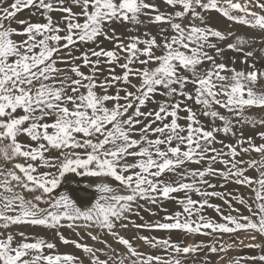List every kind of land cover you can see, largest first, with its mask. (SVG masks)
<instances>
[{
	"label": "snow or ice",
	"instance_id": "1",
	"mask_svg": "<svg viewBox=\"0 0 264 264\" xmlns=\"http://www.w3.org/2000/svg\"><path fill=\"white\" fill-rule=\"evenodd\" d=\"M0 264H264V0H0Z\"/></svg>",
	"mask_w": 264,
	"mask_h": 264
},
{
	"label": "rangeland",
	"instance_id": "2",
	"mask_svg": "<svg viewBox=\"0 0 264 264\" xmlns=\"http://www.w3.org/2000/svg\"><path fill=\"white\" fill-rule=\"evenodd\" d=\"M211 25L215 28H218L220 30H227L228 27H229V22H227L225 19L223 18H220L218 17L217 14H213V18L212 20L210 21ZM226 56H232L234 55V53L230 52V51H226L225 53ZM231 187H234L232 185L229 186V188ZM85 194L88 192L85 191L84 192ZM84 195V194H83ZM213 203H217V204H221L222 202L213 198ZM238 206V205H237ZM170 207V210H171V206ZM208 214L210 216H215V213L212 211V210H208ZM246 214V213H245ZM142 215H144L145 217V221H150V220H154V219H157L158 217H152L149 213H142ZM160 215H163V213H161ZM218 219V217H217ZM138 223L140 221H137ZM32 231H34L36 234L38 235H44V236H50L51 234L48 233L46 230L42 229V228H36V229H32ZM66 234H67V230H66ZM145 234H150V233H145ZM152 234H155L157 236H160V237H163L165 236L166 234L163 233V232H156V233H152ZM178 237H176L175 235L173 236V239H177ZM197 240H203L205 239L204 237H196ZM60 250L61 251H65V250H68V249H65L64 246H61L60 247ZM259 250H255V249H243V250H239V251H236V252H230V255H240V256H248V255H253V254H258Z\"/></svg>",
	"mask_w": 264,
	"mask_h": 264
},
{
	"label": "water",
	"instance_id": "3",
	"mask_svg": "<svg viewBox=\"0 0 264 264\" xmlns=\"http://www.w3.org/2000/svg\"><path fill=\"white\" fill-rule=\"evenodd\" d=\"M77 191H78V192L80 193V195H82V196H83V194L85 195V193H84L85 191L88 192V195H91V190H90V189L85 190L83 185L77 186Z\"/></svg>",
	"mask_w": 264,
	"mask_h": 264
}]
</instances>
